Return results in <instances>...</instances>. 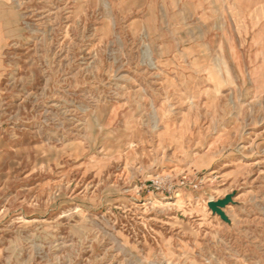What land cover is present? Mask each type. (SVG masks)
<instances>
[{"label": "rangeland", "instance_id": "obj_1", "mask_svg": "<svg viewBox=\"0 0 264 264\" xmlns=\"http://www.w3.org/2000/svg\"><path fill=\"white\" fill-rule=\"evenodd\" d=\"M6 1L0 264H264V0Z\"/></svg>", "mask_w": 264, "mask_h": 264}, {"label": "crops", "instance_id": "obj_2", "mask_svg": "<svg viewBox=\"0 0 264 264\" xmlns=\"http://www.w3.org/2000/svg\"><path fill=\"white\" fill-rule=\"evenodd\" d=\"M20 16L16 11V5L0 0V49L7 44L8 31L20 30Z\"/></svg>", "mask_w": 264, "mask_h": 264}, {"label": "water", "instance_id": "obj_3", "mask_svg": "<svg viewBox=\"0 0 264 264\" xmlns=\"http://www.w3.org/2000/svg\"><path fill=\"white\" fill-rule=\"evenodd\" d=\"M230 202H231V197L225 196L221 200L208 202V208L212 211L213 214L218 215L222 221L228 223L229 219L224 215V213L221 210L224 207H226Z\"/></svg>", "mask_w": 264, "mask_h": 264}, {"label": "bare ground", "instance_id": "obj_4", "mask_svg": "<svg viewBox=\"0 0 264 264\" xmlns=\"http://www.w3.org/2000/svg\"><path fill=\"white\" fill-rule=\"evenodd\" d=\"M128 145H130V144H128ZM211 200L210 199H208V201L207 202H210ZM206 202V203H207ZM223 213H224V215L227 217V218H229V215H228V212H227V208L225 207V208H223L222 210H221ZM230 220V225L232 224V222H231V219H229ZM233 225V224H232ZM234 226V225H233Z\"/></svg>", "mask_w": 264, "mask_h": 264}]
</instances>
